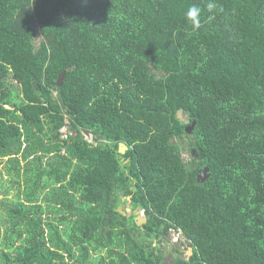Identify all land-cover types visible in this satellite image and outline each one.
<instances>
[{
  "label": "trees",
  "instance_id": "16d2710c",
  "mask_svg": "<svg viewBox=\"0 0 264 264\" xmlns=\"http://www.w3.org/2000/svg\"><path fill=\"white\" fill-rule=\"evenodd\" d=\"M171 229L264 264V0H0V264H163Z\"/></svg>",
  "mask_w": 264,
  "mask_h": 264
},
{
  "label": "rangeland",
  "instance_id": "374dc122",
  "mask_svg": "<svg viewBox=\"0 0 264 264\" xmlns=\"http://www.w3.org/2000/svg\"><path fill=\"white\" fill-rule=\"evenodd\" d=\"M66 130H67L66 128L63 129L64 133H66ZM84 135H85V138H87L88 140L92 139L88 133H85ZM182 154L185 160L191 159L190 151L186 149H182ZM17 192H18V189H14L11 192L10 197H13L14 195H16ZM176 241H177L176 236H173V233L171 232L170 240L164 241L161 244L162 252L164 255L163 264H175L173 258H175V255H179L180 253H183L186 258H189L193 254V249L189 247L186 239L185 240L180 239V241L178 242ZM175 247L180 251V253L175 250Z\"/></svg>",
  "mask_w": 264,
  "mask_h": 264
},
{
  "label": "water",
  "instance_id": "95a60500",
  "mask_svg": "<svg viewBox=\"0 0 264 264\" xmlns=\"http://www.w3.org/2000/svg\"><path fill=\"white\" fill-rule=\"evenodd\" d=\"M72 68H75V66L74 67H68V69L64 70L60 74V76L58 78V81H57L58 86H61L62 85V83L64 82V79H65V76L67 74V71L69 69H72ZM177 117H178V119L180 121H182L183 123H185V124L188 125L186 127V131L187 132H192L194 130V128L196 126V122L191 123V120L189 119V115L186 112H184L183 109H180L178 111ZM128 149H129V147H128V145L126 143H124V142H121L120 143L119 151H120L121 154H125ZM194 152H195V150H194ZM209 177H210L209 167H205L204 169L200 170V174L198 176V181L199 182H204ZM127 211L129 213V215H131L133 213L137 215V217H136V223L138 225H144L145 223H147V221H148L147 216L146 215H143L140 210H133L131 206H128L127 207Z\"/></svg>",
  "mask_w": 264,
  "mask_h": 264
},
{
  "label": "clouds",
  "instance_id": "9594fccd",
  "mask_svg": "<svg viewBox=\"0 0 264 264\" xmlns=\"http://www.w3.org/2000/svg\"><path fill=\"white\" fill-rule=\"evenodd\" d=\"M216 5L215 4H209L208 8L209 9H213L215 8ZM186 17L188 20H190L191 24L193 25L194 28L198 29L201 26V21H200V9L193 6L190 7L186 13ZM143 210H141L142 213ZM143 214V213H142ZM145 215V211L144 214Z\"/></svg>",
  "mask_w": 264,
  "mask_h": 264
},
{
  "label": "built area",
  "instance_id": "2783aa9c",
  "mask_svg": "<svg viewBox=\"0 0 264 264\" xmlns=\"http://www.w3.org/2000/svg\"><path fill=\"white\" fill-rule=\"evenodd\" d=\"M91 141V140H90ZM142 213L144 214V210L142 211ZM171 232L173 233V236H176V242L181 240H185L183 232L179 229V230H175V229H171Z\"/></svg>",
  "mask_w": 264,
  "mask_h": 264
}]
</instances>
